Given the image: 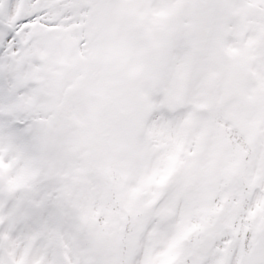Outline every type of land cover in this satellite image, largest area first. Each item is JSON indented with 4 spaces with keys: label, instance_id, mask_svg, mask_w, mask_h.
Instances as JSON below:
<instances>
[{
    "label": "snow or ice",
    "instance_id": "6c2138e0",
    "mask_svg": "<svg viewBox=\"0 0 264 264\" xmlns=\"http://www.w3.org/2000/svg\"><path fill=\"white\" fill-rule=\"evenodd\" d=\"M0 264H264V0H0Z\"/></svg>",
    "mask_w": 264,
    "mask_h": 264
}]
</instances>
